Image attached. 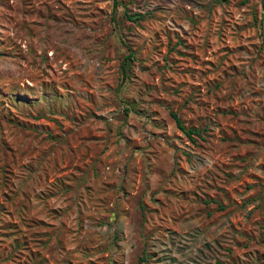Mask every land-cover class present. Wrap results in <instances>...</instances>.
<instances>
[{"label":"rangeland","instance_id":"374dc122","mask_svg":"<svg viewBox=\"0 0 264 264\" xmlns=\"http://www.w3.org/2000/svg\"><path fill=\"white\" fill-rule=\"evenodd\" d=\"M116 2L0 0V264H264L262 0Z\"/></svg>","mask_w":264,"mask_h":264},{"label":"trees","instance_id":"16d2710c","mask_svg":"<svg viewBox=\"0 0 264 264\" xmlns=\"http://www.w3.org/2000/svg\"><path fill=\"white\" fill-rule=\"evenodd\" d=\"M117 4L116 0H115V5ZM131 18V17H129ZM126 59H128V57H126ZM170 116L172 117V119L175 122V125L177 127L178 130H180L186 137H188L191 141H194V136L195 137H200L201 136V131L198 129H193V128H186L183 124V121L181 120V118L178 116L177 113L170 111ZM221 208V206H219Z\"/></svg>","mask_w":264,"mask_h":264},{"label":"water","instance_id":"95a60500","mask_svg":"<svg viewBox=\"0 0 264 264\" xmlns=\"http://www.w3.org/2000/svg\"><path fill=\"white\" fill-rule=\"evenodd\" d=\"M262 11L264 13V0H262Z\"/></svg>","mask_w":264,"mask_h":264}]
</instances>
